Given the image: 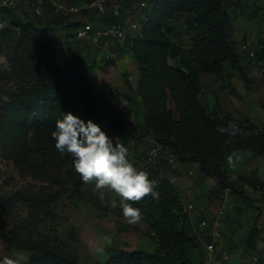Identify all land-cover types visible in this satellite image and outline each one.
Masks as SVG:
<instances>
[{"label":"trees","instance_id":"obj_1","mask_svg":"<svg viewBox=\"0 0 264 264\" xmlns=\"http://www.w3.org/2000/svg\"><path fill=\"white\" fill-rule=\"evenodd\" d=\"M149 1L153 3L152 17L159 24L158 32L154 34L144 30L131 44L140 66L138 90L143 99L148 131L157 134L166 159V154L172 153L177 163H195L202 174L214 177L226 193L227 189L244 184L247 189H263L264 182L256 171L234 178L227 173L225 163L233 153L264 157V128L248 118L236 121L215 111L210 113L200 97V75L219 73L225 66L236 70L244 82H248L230 32L231 16L227 5L233 4V0ZM53 9L55 14L45 26H41L34 17L22 20L10 7H3V13L1 10L7 26L0 30V38L14 28L22 37L36 33V43L50 46L54 61L52 69H46L36 85L15 96L0 114V144L13 148L15 157L27 166L32 164L27 156V147L32 141L52 159H62L73 166L72 154L58 151L51 135L56 120L62 118L65 112L79 115L85 121L92 119L110 137L112 132L125 129L124 108L119 93L110 83L102 82L92 73L95 59L80 44L78 29L86 21L72 23L61 16L65 12L56 11L54 5ZM85 13L86 20L94 26L92 32L106 25L123 24L124 21L122 10L120 14L110 9L104 13L88 9ZM178 14L187 15V28L191 31L187 46L176 44L171 39V35L176 33L175 23L171 21ZM95 23L101 26L97 27ZM44 30L52 31L49 40L48 36L39 35ZM60 31H64V37H61ZM24 48H19L18 56V77L21 80H25L29 64V59L23 54ZM168 56L175 59V67L168 65ZM262 77L264 81V72ZM168 101L173 103L179 117L174 121L178 130L171 134L163 132L160 123L164 117L172 118L173 112L167 109ZM230 123L239 129L235 134L219 131L221 127L227 129ZM196 134L205 141L193 139ZM157 165L156 162L148 163L146 168L148 178L158 181L154 187L156 194L150 193L139 201H130L134 207L141 209L140 221L148 227L156 250L149 252L141 248L125 249L110 245L106 247L108 258L104 264H205L201 255L194 260L192 251L203 248V242L209 237L200 239L196 235L197 226L193 227L189 213L184 209L181 193L175 183L163 174V168ZM89 183L83 182L76 171V191ZM52 198L46 194L27 196L34 209L25 217H18L11 229H3L5 220L0 203V239L9 248L32 252L29 264H82L78 255L65 249L60 241L56 244L48 237L46 240L49 243L44 249L31 242L40 236V210L48 212ZM203 217L208 216L202 215L199 221ZM257 234L258 228L254 226L246 241L247 252L255 254ZM257 261L264 264V257L257 256Z\"/></svg>","mask_w":264,"mask_h":264},{"label":"rangeland","instance_id":"obj_2","mask_svg":"<svg viewBox=\"0 0 264 264\" xmlns=\"http://www.w3.org/2000/svg\"><path fill=\"white\" fill-rule=\"evenodd\" d=\"M15 1L16 5L12 9L19 18L26 20L28 17H34L40 21L41 26H45L55 14L54 2L81 8L78 13H62L61 16L67 21L83 22L87 18L85 10L88 9L84 8L87 0H44L45 13L42 16L35 15L32 6L34 0ZM141 1L114 0L121 4L124 19L122 25L126 24L129 16H132L134 22L138 24V27L129 30V39L120 41L109 38L94 42L89 38H80V44L95 59L92 73L102 82L110 83L122 100L125 129L112 132L111 137L116 143L125 145L128 148V159L138 170L146 172L148 153L154 147L163 145L159 142L157 134L147 129L143 99L138 90L140 66L131 47L133 39L141 35L144 30L156 34L159 28V24L154 22L152 17L153 3L148 1L146 7H141ZM227 9L231 17L237 16V11L231 4L227 5ZM175 16L171 23H175L176 33L171 35V39L176 44L188 45L191 31L187 28V15ZM95 26L99 27L101 24L95 23ZM35 34L22 37L18 29L14 28L0 38V114L15 96L26 88L36 85L43 72L53 67L50 46L38 45ZM60 34L61 37L65 35L64 31H60ZM39 35H46L49 40L52 31L44 30L39 32ZM30 38H33V41L28 42ZM22 46L25 47L23 54L29 59L25 80L18 77L19 48ZM63 49L68 52L65 46ZM148 51L152 52V49ZM167 63L172 67L177 65L175 59L169 56ZM204 83L210 85L209 81ZM208 92L203 90L200 97L211 113L209 103H205ZM167 109L173 112L172 118L164 117L160 123L162 131L171 134L178 130L174 121L179 117L171 101H168ZM246 115L258 125H264V116L259 110L252 109L247 111ZM182 134L190 138L189 134L185 132ZM196 135L192 138L200 142L205 141L199 134ZM27 148L28 159L32 162L30 166L15 157L13 148L0 144V203L3 206L2 214L5 220L3 229L15 227L18 217H25L34 209L29 204L27 196L46 194L53 196L49 201L50 210L48 212L40 210V219H42L40 236L31 240L39 248L44 249L49 243L46 240L48 237L56 244L60 241L65 249L78 255L82 264H104L108 258L106 247L110 245L125 249L141 248L149 252L156 250L153 237L142 229L144 223L140 220L129 223L122 215L119 204L121 197L117 193L109 188L97 190L95 182L86 184L76 191V170L73 166L62 159H52L44 150H39L33 141ZM236 154L238 153L231 154L225 163L227 173H233L234 178L239 176L238 173H246L264 160L262 157L249 164V157L246 161L243 160L249 155L248 153L240 152L238 157H235ZM156 163L163 168V174L175 183L184 204L194 203L195 210L189 214L193 227L197 226L202 215L212 218L223 200H226L228 208L225 214L223 238L225 245L226 238H231L235 244L232 251L231 248L227 249L230 253L228 259H224L221 255H212L215 258L213 262L258 264L253 256L264 257V188L251 190L245 188L244 184L231 187L226 193L217 185L214 177L202 174L193 162L176 163L173 166L165 155H161L156 159ZM190 171H193V174H190ZM260 180L264 182V177ZM254 226L258 228L255 254L246 251V241ZM202 246L203 248L192 251V258L196 260L201 255L204 263L207 264L209 252L206 251L204 244ZM240 253L244 256H239ZM4 256L18 258L20 264H29L32 252L9 248L0 239V258Z\"/></svg>","mask_w":264,"mask_h":264},{"label":"clouds","instance_id":"obj_3","mask_svg":"<svg viewBox=\"0 0 264 264\" xmlns=\"http://www.w3.org/2000/svg\"><path fill=\"white\" fill-rule=\"evenodd\" d=\"M239 129L234 124L221 127L219 131L235 134ZM58 151L73 156V166L85 183L95 182L97 190L109 188L117 193L122 214L129 223L142 218V211L129 201H139L147 194L155 195V179H149L148 173L138 170L128 159V148L116 143L101 126L92 119L85 121L81 116L65 112L56 120L52 132ZM116 201H113L115 206ZM0 264H20L19 259L10 256L0 258Z\"/></svg>","mask_w":264,"mask_h":264},{"label":"crops","instance_id":"obj_4","mask_svg":"<svg viewBox=\"0 0 264 264\" xmlns=\"http://www.w3.org/2000/svg\"><path fill=\"white\" fill-rule=\"evenodd\" d=\"M231 5L237 11V16L231 17L230 32L235 41L248 82H244L236 70L230 66H225L219 73L201 74V86L202 91H209L206 93L207 100L205 103H209L212 112L215 111L219 115L230 116L236 121H243L246 118L253 121L251 118L246 117L247 111L259 110L264 116V81L262 77L264 72V50L257 49L258 43H264V0H233ZM205 81H209L210 85L205 84ZM203 99L205 100L204 97ZM258 126L264 128V125ZM238 154L235 157H238ZM248 157L249 164H253L256 160L262 158V156L252 157L249 154L243 160L246 161ZM253 171L257 172L260 179H263L264 160L250 168L246 173H237L246 175ZM228 174L235 177L232 175L233 173L228 172ZM142 229L150 234L146 225L142 224ZM226 241V248L229 250L231 248L232 251L235 244L234 240L226 238ZM203 244L205 246V242ZM206 251L208 250L206 249ZM241 255L244 256L240 253L239 256ZM213 259L215 258L209 253L207 264H216Z\"/></svg>","mask_w":264,"mask_h":264},{"label":"built area","instance_id":"obj_5","mask_svg":"<svg viewBox=\"0 0 264 264\" xmlns=\"http://www.w3.org/2000/svg\"><path fill=\"white\" fill-rule=\"evenodd\" d=\"M149 0H142L140 2L141 7H146ZM16 5L15 0H0V30L6 28V20L2 17L1 10L3 7L13 8ZM33 9L37 15H42L44 12V0H34L32 3ZM56 11H62L65 13H78L80 7L76 5H66L64 3L54 2ZM84 8L93 9L98 12L104 13L108 9L112 10L115 14H120L121 4L114 2V0H87L84 4ZM134 18L129 16L126 19V24H110L102 28L94 30V26L91 22L86 21L78 29L79 38H91L94 42H99L102 39L115 38L120 41H124L128 37L129 30L131 28L138 27V24L134 22ZM257 49L264 50V43H258ZM163 148L161 146L154 147L146 158V161L149 164L155 163L156 159L163 155ZM167 160L173 166L176 165L177 159L172 153L166 154ZM190 174H193V171H190ZM229 189H227L228 191ZM226 200H223L221 206L216 214L212 218L203 217L197 224L195 229L196 235L201 239L203 236H208L209 240L205 242L206 249L211 255H221L224 259H228L230 256L229 251L226 248L224 238H223V228L225 224V214L227 211ZM185 211L189 214L195 210V205L192 202H189L185 205ZM254 260H257L256 256H253Z\"/></svg>","mask_w":264,"mask_h":264}]
</instances>
